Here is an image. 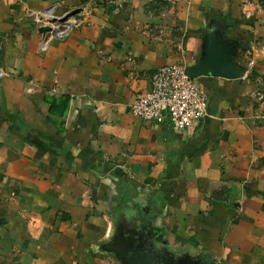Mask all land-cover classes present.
<instances>
[{
    "label": "crops",
    "instance_id": "0c3cea01",
    "mask_svg": "<svg viewBox=\"0 0 264 264\" xmlns=\"http://www.w3.org/2000/svg\"><path fill=\"white\" fill-rule=\"evenodd\" d=\"M50 6L91 14L45 43L31 14ZM214 23L245 77L199 78L208 112L187 131L132 115ZM1 73L0 264H122L120 229L176 259L264 264V0H0Z\"/></svg>",
    "mask_w": 264,
    "mask_h": 264
},
{
    "label": "built area",
    "instance_id": "2783aa9c",
    "mask_svg": "<svg viewBox=\"0 0 264 264\" xmlns=\"http://www.w3.org/2000/svg\"><path fill=\"white\" fill-rule=\"evenodd\" d=\"M155 1L147 0L148 3ZM164 1L173 4L176 0ZM74 12L58 15L57 7L50 6L34 11L31 20L37 30H49L43 34L45 43L65 41L76 29L88 23L91 14L87 9L72 15ZM255 98L259 103L263 102L264 93L255 92ZM130 112L149 124L169 121L175 131L183 132L207 116L208 98L198 81L188 77L187 67L180 64L169 65L152 74L149 92L133 100Z\"/></svg>",
    "mask_w": 264,
    "mask_h": 264
},
{
    "label": "water",
    "instance_id": "95a60500",
    "mask_svg": "<svg viewBox=\"0 0 264 264\" xmlns=\"http://www.w3.org/2000/svg\"><path fill=\"white\" fill-rule=\"evenodd\" d=\"M76 13L78 12L72 15ZM227 29L228 26L214 23L205 32L197 62L187 67L189 78L198 80L202 77H212L234 81L245 77L247 70L238 64L242 45L227 37ZM40 31L44 34L49 30ZM126 234L120 229L109 246L110 251L116 254L122 264H209L190 256L176 259L168 252H159L143 233L130 232L129 236Z\"/></svg>",
    "mask_w": 264,
    "mask_h": 264
}]
</instances>
